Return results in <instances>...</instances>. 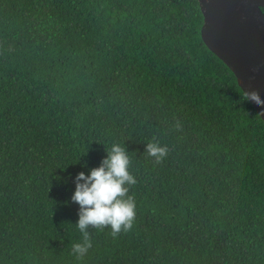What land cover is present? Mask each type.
Wrapping results in <instances>:
<instances>
[{"label":"trees","instance_id":"16d2710c","mask_svg":"<svg viewBox=\"0 0 264 264\" xmlns=\"http://www.w3.org/2000/svg\"><path fill=\"white\" fill-rule=\"evenodd\" d=\"M202 23L198 0H0V264H264V121ZM114 142L134 222L78 257L74 178Z\"/></svg>","mask_w":264,"mask_h":264},{"label":"clouds","instance_id":"9594fccd","mask_svg":"<svg viewBox=\"0 0 264 264\" xmlns=\"http://www.w3.org/2000/svg\"><path fill=\"white\" fill-rule=\"evenodd\" d=\"M244 101H252L256 105L264 104L257 92H245ZM177 128L181 127L177 122ZM145 149L149 156L159 162L168 151L166 144L153 139L147 142ZM98 166L88 172L80 171L75 176V189L71 200L78 202L79 214L77 227L83 234L82 242L73 244V251L78 257L91 247L88 228L110 226L112 235L127 231L132 227L136 215V202L129 194V186L136 183L129 170L130 157L123 144L114 142L106 149Z\"/></svg>","mask_w":264,"mask_h":264},{"label":"water","instance_id":"95a60500","mask_svg":"<svg viewBox=\"0 0 264 264\" xmlns=\"http://www.w3.org/2000/svg\"><path fill=\"white\" fill-rule=\"evenodd\" d=\"M201 39L236 77L242 91L264 99V0H198ZM264 121V104L250 101Z\"/></svg>","mask_w":264,"mask_h":264}]
</instances>
